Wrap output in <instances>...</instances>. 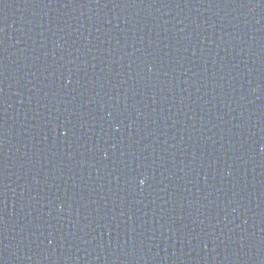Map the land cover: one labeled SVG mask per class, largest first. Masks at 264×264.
Returning <instances> with one entry per match:
<instances>
[{
	"label": "water",
	"instance_id": "1",
	"mask_svg": "<svg viewBox=\"0 0 264 264\" xmlns=\"http://www.w3.org/2000/svg\"><path fill=\"white\" fill-rule=\"evenodd\" d=\"M0 264H264V0H0Z\"/></svg>",
	"mask_w": 264,
	"mask_h": 264
},
{
	"label": "clouds",
	"instance_id": "2",
	"mask_svg": "<svg viewBox=\"0 0 264 264\" xmlns=\"http://www.w3.org/2000/svg\"><path fill=\"white\" fill-rule=\"evenodd\" d=\"M142 183H143V181H142Z\"/></svg>",
	"mask_w": 264,
	"mask_h": 264
}]
</instances>
